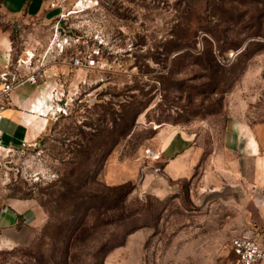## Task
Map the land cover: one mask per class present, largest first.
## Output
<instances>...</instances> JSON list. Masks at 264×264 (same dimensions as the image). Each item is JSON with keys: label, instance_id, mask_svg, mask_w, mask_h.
Returning <instances> with one entry per match:
<instances>
[{"label": "rangeland", "instance_id": "1", "mask_svg": "<svg viewBox=\"0 0 264 264\" xmlns=\"http://www.w3.org/2000/svg\"><path fill=\"white\" fill-rule=\"evenodd\" d=\"M60 8L43 21L0 0V74L45 57L58 87L37 144L0 143V264H235L232 237L264 233V182L252 190L214 163L207 179H171L150 152L159 127L190 129L208 157L234 119L264 120V0ZM76 55L96 65L75 68Z\"/></svg>", "mask_w": 264, "mask_h": 264}, {"label": "crops", "instance_id": "2", "mask_svg": "<svg viewBox=\"0 0 264 264\" xmlns=\"http://www.w3.org/2000/svg\"><path fill=\"white\" fill-rule=\"evenodd\" d=\"M63 2L2 0V6L8 14L14 16L48 21L58 18L64 11L60 8ZM47 71L38 84L22 79L0 111V143L3 146L11 149L30 146L37 144L45 135L54 104L53 93L58 89L57 80L51 76L53 69ZM2 86L0 78V88ZM155 139V160L152 162L155 166L161 165L159 169L171 179L194 178L198 168L204 172V179H207L211 173H215L212 167L214 163L215 169L225 174L229 166L230 171L240 174L244 182H247L246 186L252 190L264 182V120L248 122L246 119H234L223 133L220 151L208 157L204 154L205 148L199 143L200 138L190 129L159 127ZM15 140L21 142L18 147L12 145ZM229 158H232L230 163ZM151 176H148V181ZM20 203L14 201L12 205H24Z\"/></svg>", "mask_w": 264, "mask_h": 264}, {"label": "built area", "instance_id": "3", "mask_svg": "<svg viewBox=\"0 0 264 264\" xmlns=\"http://www.w3.org/2000/svg\"><path fill=\"white\" fill-rule=\"evenodd\" d=\"M63 16V13L59 15L60 18H63ZM60 23L61 20L54 25V38L58 41V46L63 51L65 45L69 43V39L68 37H60ZM33 57L31 56L28 61L22 60L23 64H28L29 62L32 65ZM71 64L75 68H91L96 65V58L76 55L73 57ZM45 67V57H43L37 60L34 70L22 78L8 72L1 73L0 78L3 86L0 88V111L4 108L5 103L8 102L11 94L22 79L26 78L32 84H38L45 77ZM150 155L154 156V151H151ZM231 248L235 255V264H264V233L256 236L251 234L235 235L231 239Z\"/></svg>", "mask_w": 264, "mask_h": 264}, {"label": "trees", "instance_id": "4", "mask_svg": "<svg viewBox=\"0 0 264 264\" xmlns=\"http://www.w3.org/2000/svg\"><path fill=\"white\" fill-rule=\"evenodd\" d=\"M175 50V48H171V49H169L167 52H172V51H174ZM232 52H235V51H232ZM238 55V54H237ZM236 55V56H237ZM219 58V57H218ZM217 61H218V59H217ZM219 62V61H218ZM225 65L224 64V62H219V65ZM142 108H144V106L142 107ZM141 111H142V109H141ZM141 111H137V115L138 114H140L141 113ZM66 187H67V191L69 192V193H71L72 195L75 193V191H76V187H75V185H73L72 183H70V182H67L66 183ZM76 197V196H75ZM78 205V204H77ZM76 205V206H77ZM78 210H80V208H77ZM234 254V253H233Z\"/></svg>", "mask_w": 264, "mask_h": 264}]
</instances>
